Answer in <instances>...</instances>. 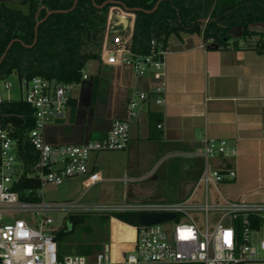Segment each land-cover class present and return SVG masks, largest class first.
<instances>
[{"label":"built area","instance_id":"1","mask_svg":"<svg viewBox=\"0 0 264 264\" xmlns=\"http://www.w3.org/2000/svg\"><path fill=\"white\" fill-rule=\"evenodd\" d=\"M136 14L123 5L110 6L101 48L100 61L109 66L126 67L138 76L151 74L155 82L151 92L134 91L127 103L130 116H137L140 102L153 96L164 102L166 90V54L168 48L153 38L149 51L141 53L133 46ZM87 75L84 74L83 78ZM23 99L34 108V124L29 139L39 152L34 172L40 188L17 189L26 174L19 145L11 129L0 124V264H248L264 262V202H246L224 196L219 184L233 180V168L222 169L211 158H233L238 149L226 138L206 139L195 154L203 159L202 170L190 195L178 200L122 201L105 204L47 202L41 189L57 187L66 179L86 176L89 186L101 180V174L89 166L94 152L123 150L130 143L127 120H115L106 136L79 144H53L44 136L45 126L63 113L79 83H63L33 76L20 80ZM6 87L11 88L9 81ZM4 99L0 97V102ZM162 126V124H159ZM125 180H130L126 177ZM214 186L220 199L211 201L209 189ZM54 187V188H55ZM204 188L202 199L195 198ZM48 189V188H47ZM38 195V198H33ZM68 214L121 212L174 213L175 216L155 223L119 222L134 228L128 246L114 251V239L106 241L94 255L62 254L52 212ZM202 216V220L198 217ZM263 231L262 236H254Z\"/></svg>","mask_w":264,"mask_h":264},{"label":"crops","instance_id":"2","mask_svg":"<svg viewBox=\"0 0 264 264\" xmlns=\"http://www.w3.org/2000/svg\"><path fill=\"white\" fill-rule=\"evenodd\" d=\"M208 43L197 33L171 35L165 57L164 102L157 103L150 96L140 102L133 117L127 112L128 99L137 90L151 92L152 75L138 76L126 67L100 60L89 62L84 71L87 77L72 90L69 107L45 126V139L53 144H79L93 139L95 131L108 132L115 120H127L128 147L94 152L89 166L101 174L93 185L125 181L119 200L143 201L153 198L154 183L147 179L164 175L172 164L185 160L192 183L175 199H156L190 195L203 165L196 149L206 139L226 138L238 153L233 158L213 159V165L233 168L237 175L221 184L223 194L264 202V52L210 47ZM109 152L119 153V161H107L104 157ZM75 177L87 182L86 176ZM136 180L143 181L142 186H136ZM111 229L109 240L115 241Z\"/></svg>","mask_w":264,"mask_h":264},{"label":"trees","instance_id":"3","mask_svg":"<svg viewBox=\"0 0 264 264\" xmlns=\"http://www.w3.org/2000/svg\"><path fill=\"white\" fill-rule=\"evenodd\" d=\"M104 1L78 0L74 7L75 0H19L22 7L1 3L0 59L9 43H13L0 63V81L15 73L19 80L42 76L56 82L80 83L89 62L100 60L108 11L113 5L98 7ZM117 1L130 8H140L135 11L133 36V46L138 52H148L153 38L168 47L169 37L182 33L201 34L210 47L264 52V26H252L264 22V0H161L156 8L158 0ZM49 10L67 11L49 14L36 29L37 22ZM233 26L240 27V34L230 32ZM34 119V108L23 98L0 102V124L11 129L26 170L17 187L21 194L27 188L36 192L41 185L34 172L39 152L29 139ZM33 198L37 199L38 195ZM87 215L90 213L69 214L71 227L57 230L60 252L62 238ZM114 215L128 223L139 220L138 213ZM101 217L106 221L111 216ZM263 222L254 219L255 226ZM113 232L114 248L119 250L134 237V228L121 230L119 221H114ZM83 246L81 254L89 255L93 247Z\"/></svg>","mask_w":264,"mask_h":264},{"label":"rangeland","instance_id":"4","mask_svg":"<svg viewBox=\"0 0 264 264\" xmlns=\"http://www.w3.org/2000/svg\"><path fill=\"white\" fill-rule=\"evenodd\" d=\"M11 6L20 7L19 0H14L8 3ZM22 7V6H21ZM25 9V8H24ZM259 28V27H257ZM6 81H9L11 88L6 87ZM24 96V89L21 86V82L17 74L13 73L6 79L0 81V97L3 99H20ZM112 152V151H111ZM107 153L105 159L107 161H119L120 154L117 152ZM182 158V157H181ZM211 158V163L213 165V159ZM180 159V158H179ZM186 159V157H185ZM184 159V160H185ZM174 162V161H173ZM178 161H176L177 163ZM175 164V163H174ZM172 164L170 169L166 171L164 175L151 176L147 181H153L154 189L151 190V195L153 198L147 200H159L156 198L164 199H175L185 191V188L192 183L186 174V160L182 164ZM124 182L116 181L111 183H98L96 185L89 186L82 177H73L66 179L62 184L51 189H41L39 191L40 195L47 202H58V203H70L77 202L79 204H105V203H119L122 202L120 199V194L122 188L124 187ZM223 183V182H222ZM221 183V184H222ZM136 186H142L143 181L136 180L134 182ZM221 184H219V190L222 192ZM204 193V188L200 187L195 196L196 199H202ZM225 196V195H224ZM155 198V199H154ZM209 198L211 201L220 199L218 195V190L211 186L209 189ZM114 199V200H113ZM52 216L55 219L54 228L59 230L61 228L69 229L71 227V221L69 220V214L66 211L52 212ZM202 220V216L198 217ZM136 224V223H135ZM113 224L111 220H104L101 214L91 213L87 217L79 222L73 231L67 233L61 240V252L62 254H78L83 252L85 246L84 244H89L93 248L91 249L89 255H94L98 250H100L103 244L109 240ZM263 231L259 234H254V236H262ZM81 247V248H80ZM88 254V253H87Z\"/></svg>","mask_w":264,"mask_h":264},{"label":"water","instance_id":"5","mask_svg":"<svg viewBox=\"0 0 264 264\" xmlns=\"http://www.w3.org/2000/svg\"><path fill=\"white\" fill-rule=\"evenodd\" d=\"M78 0H75V3L73 5V7L75 6V4L77 3ZM161 0H158V2L156 3L155 7L156 8L158 6V4L160 3ZM108 4H120L123 5L125 9L129 10V11H137L140 8H136V7H127L125 6L121 1H117V0H105L102 4L98 5V7H105ZM153 10V9H152ZM152 10H148V11H152ZM60 11H67V10H49L46 14V16L41 19L40 21L37 22L36 24V29L38 28V25L40 22H42L49 14L53 13V12H60ZM264 26V22H259V23H252V26ZM230 32H236L237 34H240L241 30L239 26H233L230 28ZM36 41V39H35ZM13 43V41H11L9 43V45L7 46L5 52L3 53L1 59H0V63L2 62L7 50L10 48L11 44ZM61 115V114H60ZM107 132H100V131H95L92 133V138H99L101 136H106ZM54 185H50L47 186L48 189L54 188ZM175 214L174 213H142L140 214V218L139 221L140 223H155V222H159V221H163L165 219L174 217ZM112 221H119L117 218H112ZM121 223V230H125L126 228L129 227V224L125 223V222H120Z\"/></svg>","mask_w":264,"mask_h":264},{"label":"flooded vegetation","instance_id":"6","mask_svg":"<svg viewBox=\"0 0 264 264\" xmlns=\"http://www.w3.org/2000/svg\"><path fill=\"white\" fill-rule=\"evenodd\" d=\"M1 3H3V2H1ZM1 3H0V4H1ZM4 3H7V2H4Z\"/></svg>","mask_w":264,"mask_h":264}]
</instances>
